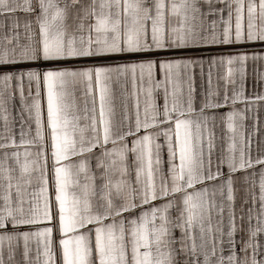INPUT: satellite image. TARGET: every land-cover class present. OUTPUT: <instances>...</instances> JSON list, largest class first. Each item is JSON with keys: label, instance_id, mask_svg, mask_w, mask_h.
I'll return each instance as SVG.
<instances>
[{"label": "snow or ice", "instance_id": "6c2138e0", "mask_svg": "<svg viewBox=\"0 0 264 264\" xmlns=\"http://www.w3.org/2000/svg\"><path fill=\"white\" fill-rule=\"evenodd\" d=\"M254 42L264 0H0V264H264V54L175 55Z\"/></svg>", "mask_w": 264, "mask_h": 264}, {"label": "crops", "instance_id": "0c3cea01", "mask_svg": "<svg viewBox=\"0 0 264 264\" xmlns=\"http://www.w3.org/2000/svg\"><path fill=\"white\" fill-rule=\"evenodd\" d=\"M21 40L23 41V35L21 36ZM214 52V53H220V52H229V51H248L249 53L256 51L261 54H264V45H262L259 42L254 43H245V44H232V45H218V46H212L209 49H185V50H177L175 52V55L177 56H184V57H198L201 55H207L208 52ZM167 55V54H166ZM257 70L261 73H264V60L261 61H253L249 60L246 62L245 65V71L246 76L244 80V91L245 94L248 96H251L253 94H264V80L257 81L256 72ZM197 76H196V87L197 91H200L201 86V80L199 77V69H196ZM219 72L214 69L213 70V87L219 88L221 94L223 92V82L218 79ZM238 79V74H237ZM255 85V86H254ZM204 89H207V66H205V78L203 81ZM229 91L231 92L232 85H228ZM85 98L81 96L79 93H77V104L79 107H83ZM159 103H162V99L158 100ZM115 104L117 105V119L120 115V100L117 99L115 101ZM9 111L11 113L10 120L15 119L16 121V127L14 129L16 133V138L18 139V132H19V113L21 110V106L19 103V98L17 97L11 104H9ZM89 107H91V104L89 103ZM237 109H242L244 105L242 103H237L235 105ZM230 108H222L216 110L217 116L219 117V113L221 112H227ZM25 119H27V114L25 113ZM2 121H0V125H2ZM237 123V129L238 133L240 131L243 132L245 137H248L249 134H251V140H252V155L255 157L259 154L258 152V146L264 142V102H257L253 105L250 111H245L244 113V119L242 121L243 127L240 128L241 122L239 119L236 121ZM215 131L217 133L218 137H223L224 135V126L221 122V120L218 118L216 120V127ZM239 139V135H237V140ZM217 154H219V148L221 146H225L222 139L217 140ZM259 170V166H257V171ZM258 183H259V177H257V191H258ZM239 193H237V204L239 203ZM176 235H179V232L177 231ZM261 240H264V237H260ZM36 247L37 243L35 240L30 242V257H35L36 255ZM22 249H23V242H20V247L17 251V260L22 262ZM55 255H56V262L57 264H60V249L57 245L55 249ZM225 255H227V249H225Z\"/></svg>", "mask_w": 264, "mask_h": 264}]
</instances>
